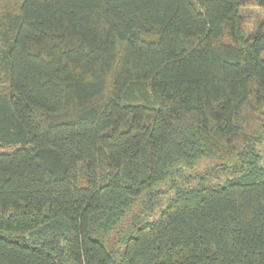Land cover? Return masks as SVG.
Wrapping results in <instances>:
<instances>
[{"label": "trees", "instance_id": "1", "mask_svg": "<svg viewBox=\"0 0 264 264\" xmlns=\"http://www.w3.org/2000/svg\"><path fill=\"white\" fill-rule=\"evenodd\" d=\"M0 264H264V0H0Z\"/></svg>", "mask_w": 264, "mask_h": 264}, {"label": "rangeland", "instance_id": "2", "mask_svg": "<svg viewBox=\"0 0 264 264\" xmlns=\"http://www.w3.org/2000/svg\"><path fill=\"white\" fill-rule=\"evenodd\" d=\"M240 12L250 17L249 24L244 26V32L246 34H249L254 29L257 20L263 17V14L261 13V9L258 6L242 7ZM216 163L217 162L215 160L204 159V161H202L200 164L195 165L193 168L188 169L186 173L192 175L193 178L191 180L197 181L198 178H200L199 175H202L204 176L205 181H212V182H220L222 179H225L233 175V173L229 172V170H226L222 173L219 172L218 173L219 176L216 175L215 173H212L211 172L212 166ZM169 194H170L169 191H162L161 193H159L157 198L158 202L155 204L152 213L146 216H142V218L146 220H151L155 218L157 216L159 209L162 207ZM128 218L129 216H127V220H124L122 222L123 227L128 225Z\"/></svg>", "mask_w": 264, "mask_h": 264}]
</instances>
